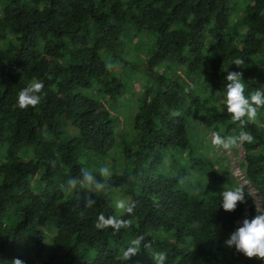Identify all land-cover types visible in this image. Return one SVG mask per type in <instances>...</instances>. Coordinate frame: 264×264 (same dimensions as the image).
Masks as SVG:
<instances>
[{"label": "trees", "instance_id": "1", "mask_svg": "<svg viewBox=\"0 0 264 264\" xmlns=\"http://www.w3.org/2000/svg\"><path fill=\"white\" fill-rule=\"evenodd\" d=\"M126 39L151 41L137 65ZM114 65L141 66L130 95ZM226 71L242 72L245 95L264 88V0H0V264H121L139 234L166 264H264L224 244L264 210V108L243 129L255 139L239 163L260 206L246 193L234 211L220 206L238 185L203 132L241 131L221 111ZM37 80L40 104L19 109ZM102 166L112 176L87 194L93 207L83 189H60L81 167L101 180ZM119 198L135 202L122 217L131 227L95 229L99 214L120 216ZM150 255L142 247L122 264Z\"/></svg>", "mask_w": 264, "mask_h": 264}, {"label": "clouds", "instance_id": "2", "mask_svg": "<svg viewBox=\"0 0 264 264\" xmlns=\"http://www.w3.org/2000/svg\"><path fill=\"white\" fill-rule=\"evenodd\" d=\"M232 64L238 67H243L244 60L236 58ZM110 67V65H109ZM240 71H226L225 80L227 81L220 103L224 106L221 111L226 109L231 120L238 124L241 131L237 135L222 137L220 134H215L211 143L220 149H230L244 143H252L254 136L248 131L243 130L248 124H256L258 110L264 108V88L256 89L250 95H245V84ZM44 84L42 81H32L27 86L23 87L16 97V106L25 110L29 107L35 108L41 102L39 93L43 90ZM188 88L184 89L187 93ZM173 116H179V112H173ZM55 167V162H52ZM99 176L97 179L86 167L80 168L79 177H69L66 185L60 184V189L71 192L76 189H83L85 195L86 208H91L95 204L94 199L90 198L89 193H103L107 188V181L111 178L112 172L108 166L99 168ZM135 176H130L129 181H135ZM220 206L225 211H234L238 203H243L245 200V192L243 186H237L234 189L223 190L221 193ZM113 207L120 213V216H105L99 214L96 218L94 227L97 230H105L111 228L116 234L122 228L131 227V221L122 218L125 214H132L135 208V202L129 199L119 198L113 202ZM256 215L251 218L243 219L241 226L235 228L230 233L229 237L224 241L225 246L233 247L239 253H242L247 258H257L264 261V210L256 209ZM143 247L151 257L154 264H166L167 256L165 252L155 251L152 249L151 241H145V236L139 234L132 239L128 246L120 256V262L130 259L135 256ZM12 264H23L20 259H14Z\"/></svg>", "mask_w": 264, "mask_h": 264}, {"label": "rangeland", "instance_id": "3", "mask_svg": "<svg viewBox=\"0 0 264 264\" xmlns=\"http://www.w3.org/2000/svg\"><path fill=\"white\" fill-rule=\"evenodd\" d=\"M151 41L150 40H143L141 39L137 43H131L128 39L124 40L121 46V52L124 53L127 57L129 63L134 66L137 65L143 56L148 54L150 50ZM120 52V53H121ZM130 65V66H131ZM130 66H124L122 69L119 68L116 70L117 65L112 67V74L116 77H119L123 80V90L125 95H130L132 89H137L140 83V71L141 66L136 68H132ZM159 69V68H158ZM199 128V127H198ZM203 136H205L209 142L208 144L212 146V151L214 152L215 157L223 158L227 163V169L230 176L234 178L238 186L244 187V192L248 195L251 202L259 208L260 206V196L258 192L244 179L242 170L239 166V163L242 161L243 158V150L241 146L233 147L230 149H220L215 147L211 140L214 134L210 130H205L203 132ZM247 214V211L245 212ZM243 220L239 221L238 223H242Z\"/></svg>", "mask_w": 264, "mask_h": 264}]
</instances>
